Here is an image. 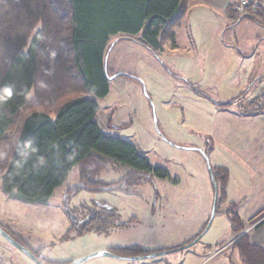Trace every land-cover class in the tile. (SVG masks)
<instances>
[{"label":"rangeland","instance_id":"rangeland-1","mask_svg":"<svg viewBox=\"0 0 264 264\" xmlns=\"http://www.w3.org/2000/svg\"><path fill=\"white\" fill-rule=\"evenodd\" d=\"M240 16L238 12L227 21L232 25ZM222 17L220 12L195 6L174 28L177 52L170 51L171 41L164 43L157 55L124 40L116 44L108 57V74L114 78L109 80V93L97 98L99 125L104 132L134 143L154 166L167 169L170 178L142 175L131 180L128 187L131 191L119 190L118 184L114 188L92 190L75 186L83 183L80 168L75 166L49 200L26 202L5 193L0 176V225L18 235L46 264H63L108 249L123 256L133 255L132 251L123 250L129 247L171 250L191 243L200 235L212 216L215 199L209 167L215 170L216 164L208 153L204 154L208 148L207 127L211 123L209 107L213 105L211 102L240 95L236 109L246 106L256 95L255 91L246 96L249 86L243 87L241 80L239 89H245L232 90L229 82L232 76L221 75L225 69L228 73L240 67L244 70L251 65L249 60L241 57L243 65H240L232 46L227 50L231 61L225 53L208 54L207 49L216 42V23ZM227 32L225 37L231 44H235L234 38L242 42L244 36L252 33L248 26ZM194 45L197 52L187 51ZM240 78L243 80L245 76ZM186 80L208 95L197 92ZM263 86L264 83L260 88ZM107 161L108 168L96 180L120 182L132 170L130 166ZM225 207L226 203L218 204L210 229L192 246L137 261L95 255L80 264H241L226 249L233 247L238 235L231 230ZM113 213L115 216L87 225L89 229L85 232L80 233L86 227L82 225L65 236L76 218ZM250 222L244 224L245 228L256 224ZM221 247L223 252L209 258ZM0 261L37 264L1 234Z\"/></svg>","mask_w":264,"mask_h":264},{"label":"trees","instance_id":"trees-1","mask_svg":"<svg viewBox=\"0 0 264 264\" xmlns=\"http://www.w3.org/2000/svg\"><path fill=\"white\" fill-rule=\"evenodd\" d=\"M191 1L0 0V176L7 195L46 202L75 166L92 190L118 184L119 190L131 191V180L142 175L170 178L167 169L154 166L134 143L103 131L96 118L97 98L109 93L105 58L111 39L118 35L117 41L132 39L158 55L167 41L176 45L174 28ZM263 1L250 0L241 16L264 24ZM259 98L252 100L249 110L262 108ZM239 99L217 104L228 106ZM107 159L132 170L120 182L98 181L109 166ZM213 173L218 207L227 201L230 175L223 166ZM224 214L232 231L242 233L245 225L238 205L229 204ZM109 216L115 215L105 214L104 219ZM75 228L72 224L65 236ZM233 248L243 264H264V247L252 242L249 233L241 235ZM123 250L133 255L152 252L140 247Z\"/></svg>","mask_w":264,"mask_h":264},{"label":"crops","instance_id":"crops-1","mask_svg":"<svg viewBox=\"0 0 264 264\" xmlns=\"http://www.w3.org/2000/svg\"><path fill=\"white\" fill-rule=\"evenodd\" d=\"M248 3H250V0H192L188 11H192L195 6H200L204 9H209L211 12L223 14L221 20L216 23L215 45L213 48L209 47L207 49L209 55H215V52L217 55L225 53L229 58L228 61H231L233 58L230 57V54H227V50L233 47L235 54H238L236 58L239 60L238 63L240 65H243L241 57L251 62V65L244 70L242 69L243 67H240L228 73L225 69L221 75L229 74V76H232L229 82L232 84L231 87H233L232 90L234 91H243L245 89H242L243 87L249 86L246 94L248 97H250V93H255L256 91L254 99L260 97L258 107L261 106L262 108L260 107L261 109L258 112L249 110L250 107H253L250 104L252 100H249L246 106H240L236 109L235 104L239 105L240 99L228 106H220L217 103L230 101L231 98L211 102L213 104L209 107L211 123L207 127L206 139L208 148L205 152L212 158L216 164L215 167L223 166L229 171L230 177L226 189L227 201L225 208L227 209L231 203L237 204L243 223L246 224L250 221H252L250 223H256V226L249 233L251 241L264 247V86L260 88L262 83H264V24H259L244 15L232 25L227 21L229 17L236 16L238 12L243 13L244 6ZM243 26L250 27L252 33L244 36L242 42L237 38H234L235 44L227 41L225 37L228 33L227 30H235ZM118 36H114L111 39L113 45L108 52L107 59L110 56L109 54H111L110 52L114 51L116 44H122L124 40L141 45L127 38L117 41ZM175 37L176 45L173 46L172 43L170 45V51L172 52L179 50L176 32ZM197 49L194 45L188 47L187 51L195 53ZM206 71L205 69V73ZM240 75L245 76V79H239ZM236 76L238 77L237 79H235ZM238 80L242 81V85L244 84L241 89H239L240 83ZM186 81L187 83L190 82L197 92L205 93L190 80ZM201 156L205 160L204 156ZM243 205L246 206L243 207ZM163 249L158 247L144 250L155 252ZM208 249L211 250L212 246L208 247ZM226 249L229 250L231 258L235 257L238 262L243 263L237 250L233 247ZM65 262H69V260Z\"/></svg>","mask_w":264,"mask_h":264},{"label":"water","instance_id":"water-1","mask_svg":"<svg viewBox=\"0 0 264 264\" xmlns=\"http://www.w3.org/2000/svg\"><path fill=\"white\" fill-rule=\"evenodd\" d=\"M107 63H108V59L107 57L105 58V70L106 73L108 74V70H107ZM112 78H114L113 76H110L108 74V79L111 80ZM198 149V148H196ZM201 150V149H198ZM204 154H206V152H204ZM210 169V173L212 175V180L214 183V188H215V199H214V205H213V211H212V216L210 218V220L208 221V224L206 226V228L204 229V231L198 235L191 243L185 244L181 247L175 248V249H171V250H164V251H155V252H151L145 255H132V256H123V255H119L117 253H114L110 250H102V251H96L94 253H91L87 256L75 259L67 264H80L82 262H84L85 260L91 258L92 256L95 255H104V256H110V257H115V258H119L122 260H130V261H137V260H143V259H149V258H154L157 256H161V255H165L168 254L170 252L173 251H177V250H181L184 249L186 247L192 246L194 244H196L201 237L210 229L212 222L214 220V217L216 215V210H217V202H218V185L213 173V169L211 167H209ZM77 188L83 187L86 188L87 185L85 183H77L75 185ZM0 234L8 241L10 242L12 245H14L15 247H17L18 249L22 250L25 254H27L29 257H31L37 264H45L35 253L34 251H32L29 247H27L26 245L20 243L18 240H16L6 229H4L1 225H0Z\"/></svg>","mask_w":264,"mask_h":264},{"label":"flooded vegetation","instance_id":"flooded-vegetation-1","mask_svg":"<svg viewBox=\"0 0 264 264\" xmlns=\"http://www.w3.org/2000/svg\"><path fill=\"white\" fill-rule=\"evenodd\" d=\"M102 219H104V214H92L86 216L85 218H76V220H73V222L76 227L80 228L82 225H91L96 221H102Z\"/></svg>","mask_w":264,"mask_h":264},{"label":"built area","instance_id":"built-area-1","mask_svg":"<svg viewBox=\"0 0 264 264\" xmlns=\"http://www.w3.org/2000/svg\"><path fill=\"white\" fill-rule=\"evenodd\" d=\"M256 226V224H253L252 226H250V227H248V228H245V230H243V232L242 233H240L238 236H237V238H239L241 235H243V234H247V233H250V231L254 228ZM236 240V239H235ZM224 251V247H221V248H218L216 251H215V253H213L212 255H211V257H209V258H212V257H214V256H216V254H219V253H221V252H223ZM204 264V263H203Z\"/></svg>","mask_w":264,"mask_h":264}]
</instances>
